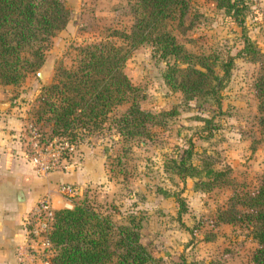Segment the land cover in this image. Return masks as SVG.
<instances>
[{
    "label": "rangeland",
    "instance_id": "374dc122",
    "mask_svg": "<svg viewBox=\"0 0 264 264\" xmlns=\"http://www.w3.org/2000/svg\"><path fill=\"white\" fill-rule=\"evenodd\" d=\"M70 10L69 20L48 40L42 64L27 73L17 86H0V113L11 115L13 131L29 159L36 142L42 162L55 159L49 170H74V183L92 203L110 213L118 223L128 213L141 215L140 241L154 257L150 264H240L250 258L256 245L248 229L239 222H218L222 208L234 189L252 187L264 170V139L258 134L253 79L260 69L248 55L233 57L226 82L220 90L219 105L199 98L182 99L163 83L164 62L152 54L149 44L131 50L123 70L137 86L141 108L158 112L174 109L159 125H148L151 135L126 142L119 150L118 133L106 122L100 130L86 133L79 141L65 136H48L46 127L35 123L31 108L40 87L49 83L53 68L68 66L74 47L97 40L110 28L127 29L133 16L127 0H63ZM242 27L216 7L211 0H192L196 14L189 12L184 23L192 25L176 40L195 53L235 55L245 30L254 46L264 53V0H243ZM214 70H218L217 66ZM126 103L113 109L120 112ZM72 143V150L65 143ZM190 145L191 161L206 162L214 168L229 167L230 181L206 191L193 189L192 179L181 181L163 171L165 158L179 147ZM120 157L119 159L117 157ZM32 163V162H31ZM33 164V163H32ZM67 207V206H66ZM69 207V206H68ZM183 207L180 212L179 209ZM50 259L53 246L47 248Z\"/></svg>",
    "mask_w": 264,
    "mask_h": 264
},
{
    "label": "trees",
    "instance_id": "16d2710c",
    "mask_svg": "<svg viewBox=\"0 0 264 264\" xmlns=\"http://www.w3.org/2000/svg\"><path fill=\"white\" fill-rule=\"evenodd\" d=\"M238 25H243V0H211ZM192 0H127L133 19L127 29L110 28L90 42L74 47L71 63H58L49 83L42 85L31 116L46 127L48 136H65L79 141L84 134L100 130L108 122L118 133L119 150L126 142L148 137V125H159L174 109L152 112L140 107L137 86L123 70L132 49L150 45L152 54L164 62L161 72L165 86L182 99L199 98L219 105L220 90L226 82L233 57L248 55L260 69L252 83L256 99L258 134L264 139V53L253 44L245 30L235 55L224 59L217 54L195 53L179 43L174 32L192 25L184 23L189 12L196 14ZM63 0H0V86H17L25 75L44 60L48 40L69 20ZM217 66L218 70H214ZM126 103L118 113L113 109ZM192 147H178L165 158L162 170L184 181L192 179L193 189L206 191L230 181L229 167L214 168L191 161ZM120 158L119 156L117 157ZM183 210V207L178 212ZM218 222H239L254 239L250 258L240 264H264V170L252 187L234 189L222 208ZM141 215L128 213L116 223L109 212L92 203L86 193L76 196L69 207L53 209L49 240L53 253L49 264H150L154 257L140 241Z\"/></svg>",
    "mask_w": 264,
    "mask_h": 264
},
{
    "label": "crops",
    "instance_id": "0c3cea01",
    "mask_svg": "<svg viewBox=\"0 0 264 264\" xmlns=\"http://www.w3.org/2000/svg\"><path fill=\"white\" fill-rule=\"evenodd\" d=\"M15 125L11 115L0 113V264H16L15 248L28 241V220L36 201L47 197L53 209L68 207L55 185L81 179L74 170L43 172L34 166L15 138Z\"/></svg>",
    "mask_w": 264,
    "mask_h": 264
},
{
    "label": "built area",
    "instance_id": "2783aa9c",
    "mask_svg": "<svg viewBox=\"0 0 264 264\" xmlns=\"http://www.w3.org/2000/svg\"><path fill=\"white\" fill-rule=\"evenodd\" d=\"M34 151L30 158L34 166L43 172L50 171L49 168L57 166L56 160L51 159L42 162L39 156L36 142L32 143ZM65 147L72 150V143H65ZM58 169V168H57ZM58 193L67 196H74L80 193V188L74 183L60 182L55 185ZM53 208L47 197H40L31 210V216L28 220V241L25 244H18L15 248L16 264H49L47 248L50 246L48 237Z\"/></svg>",
    "mask_w": 264,
    "mask_h": 264
},
{
    "label": "water",
    "instance_id": "95a60500",
    "mask_svg": "<svg viewBox=\"0 0 264 264\" xmlns=\"http://www.w3.org/2000/svg\"><path fill=\"white\" fill-rule=\"evenodd\" d=\"M4 106H6V103H2V102H0V108H3ZM17 194L20 195V194H21V191L18 190V191H17Z\"/></svg>",
    "mask_w": 264,
    "mask_h": 264
}]
</instances>
